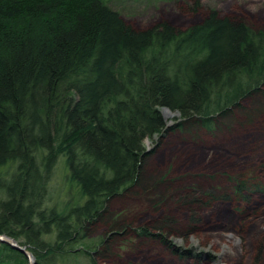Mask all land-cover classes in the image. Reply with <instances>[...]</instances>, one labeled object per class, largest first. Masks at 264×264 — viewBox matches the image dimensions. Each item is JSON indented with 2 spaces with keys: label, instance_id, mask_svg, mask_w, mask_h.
Returning <instances> with one entry per match:
<instances>
[{
  "label": "trees",
  "instance_id": "obj_1",
  "mask_svg": "<svg viewBox=\"0 0 264 264\" xmlns=\"http://www.w3.org/2000/svg\"><path fill=\"white\" fill-rule=\"evenodd\" d=\"M258 96L264 27L238 16L213 9L185 29L169 20L138 29L105 0H0V234L25 245L35 264L79 258L84 250L70 247L89 245L93 224L106 219L109 236L127 229L109 203L141 183L155 151L146 140L170 129L161 109L177 111L182 128L214 131ZM60 158L79 192L66 210L49 206ZM255 180L235 178L234 192L264 190L250 187ZM205 196L195 201L231 199L216 189ZM139 233L166 242L148 227ZM258 240L261 249L264 234ZM29 262L0 239V264Z\"/></svg>",
  "mask_w": 264,
  "mask_h": 264
},
{
  "label": "rangeland",
  "instance_id": "obj_2",
  "mask_svg": "<svg viewBox=\"0 0 264 264\" xmlns=\"http://www.w3.org/2000/svg\"><path fill=\"white\" fill-rule=\"evenodd\" d=\"M105 2L138 29L163 20L185 29L213 9L264 27V0ZM197 2L199 9L194 10ZM166 109L161 110L170 129L163 137L146 140L147 149L155 151L142 170L141 183L109 203L110 211L123 214L127 229L109 236L114 232L108 234L106 219L98 221L87 230L90 244L76 243L70 254L77 248L89 250L98 264H264V243L260 249L258 240L264 234V190H247V199L234 192L235 178L256 179L252 189L258 182L264 184V97L246 99L214 131L193 124L182 128L177 125L180 114ZM248 111L255 115L250 117ZM67 173L65 159L60 158L49 183V206L59 204L66 210L78 200V188ZM213 189L231 199L204 206L195 201L206 199L205 193ZM166 216L172 227L157 228ZM143 226L161 232L166 242L139 233ZM84 252L77 259L60 256L57 264H92Z\"/></svg>",
  "mask_w": 264,
  "mask_h": 264
},
{
  "label": "water",
  "instance_id": "obj_3",
  "mask_svg": "<svg viewBox=\"0 0 264 264\" xmlns=\"http://www.w3.org/2000/svg\"><path fill=\"white\" fill-rule=\"evenodd\" d=\"M166 113H170V110H169V108H167L166 109ZM167 127H169V125L167 124ZM0 239L2 240V241H6V242H8V243H10L13 247H15V248H18V249H20L21 251H23V252H25L26 253V255L29 257V259H30V262H29V264H35V260H34V255H33V253L25 246V245H21V244H19L14 238H12V237H9V236H7V235H5V234H0Z\"/></svg>",
  "mask_w": 264,
  "mask_h": 264
},
{
  "label": "bare ground",
  "instance_id": "obj_4",
  "mask_svg": "<svg viewBox=\"0 0 264 264\" xmlns=\"http://www.w3.org/2000/svg\"><path fill=\"white\" fill-rule=\"evenodd\" d=\"M6 242V241H5ZM8 243V242H7Z\"/></svg>",
  "mask_w": 264,
  "mask_h": 264
}]
</instances>
